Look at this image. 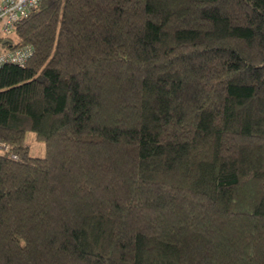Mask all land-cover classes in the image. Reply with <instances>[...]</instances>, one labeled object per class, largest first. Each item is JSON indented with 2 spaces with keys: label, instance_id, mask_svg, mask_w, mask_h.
Listing matches in <instances>:
<instances>
[{
  "label": "trees",
  "instance_id": "trees-1",
  "mask_svg": "<svg viewBox=\"0 0 264 264\" xmlns=\"http://www.w3.org/2000/svg\"><path fill=\"white\" fill-rule=\"evenodd\" d=\"M8 40L0 264H264V0H41Z\"/></svg>",
  "mask_w": 264,
  "mask_h": 264
},
{
  "label": "built area",
  "instance_id": "built-area-1",
  "mask_svg": "<svg viewBox=\"0 0 264 264\" xmlns=\"http://www.w3.org/2000/svg\"><path fill=\"white\" fill-rule=\"evenodd\" d=\"M41 0H0V28L4 38L13 35L17 25L36 11ZM31 47L15 49H4L0 53V68L3 65L11 64L23 67L33 56ZM9 152L8 146L0 147V155L4 156ZM17 159L16 156L12 157Z\"/></svg>",
  "mask_w": 264,
  "mask_h": 264
},
{
  "label": "rangeland",
  "instance_id": "rangeland-1",
  "mask_svg": "<svg viewBox=\"0 0 264 264\" xmlns=\"http://www.w3.org/2000/svg\"><path fill=\"white\" fill-rule=\"evenodd\" d=\"M13 35L9 36L8 38H11ZM8 38H4L1 33V28H0V53L4 50L2 41H9ZM27 141L31 147V153L35 156H44L45 155V145L43 143L37 142L34 138V135L29 134L27 136Z\"/></svg>",
  "mask_w": 264,
  "mask_h": 264
},
{
  "label": "water",
  "instance_id": "water-1",
  "mask_svg": "<svg viewBox=\"0 0 264 264\" xmlns=\"http://www.w3.org/2000/svg\"><path fill=\"white\" fill-rule=\"evenodd\" d=\"M7 43H10V42H9V41H5V42H4V45H6Z\"/></svg>",
  "mask_w": 264,
  "mask_h": 264
},
{
  "label": "crops",
  "instance_id": "crops-1",
  "mask_svg": "<svg viewBox=\"0 0 264 264\" xmlns=\"http://www.w3.org/2000/svg\"><path fill=\"white\" fill-rule=\"evenodd\" d=\"M1 49V48H0Z\"/></svg>",
  "mask_w": 264,
  "mask_h": 264
}]
</instances>
